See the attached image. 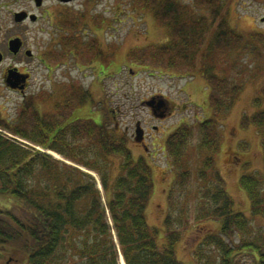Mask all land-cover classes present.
Segmentation results:
<instances>
[{
	"label": "trees",
	"instance_id": "16d2710c",
	"mask_svg": "<svg viewBox=\"0 0 264 264\" xmlns=\"http://www.w3.org/2000/svg\"><path fill=\"white\" fill-rule=\"evenodd\" d=\"M142 2L167 28L169 36L157 46L130 51L131 62H165L170 70L197 71L210 88L211 115L197 123L196 149L202 152L203 161L198 176L210 181L212 187L204 190L205 197L194 202V207L186 199L174 208L168 197L170 212L163 221L165 240L159 244V228L150 226L146 216L154 190L151 165L142 156L133 155L125 132L108 126L112 111L104 108L105 99H94L90 89L68 86L65 98L54 103L52 112L40 110L30 95L16 117H0V127L96 171L106 203L102 205V193L93 175L33 147H24L13 140L14 136L0 132V195L12 200L9 207H0V264L8 257L13 258L11 264H118L113 231L126 264H184L177 258L175 246L190 227L191 215L195 223H217L193 250L196 264H264V177L252 172L239 178L250 201L249 217L234 208L224 178L214 166V155L220 147L218 119L229 112L243 88L242 83L216 69L228 51L244 42L243 36L229 25L219 0H193V6L179 0ZM197 10H208L211 20L195 16ZM61 21L63 28L73 30L78 26L73 19ZM208 32H212V38L204 44ZM252 35L264 46L261 33ZM61 37L65 51L68 46L71 50L80 46L75 34L63 33ZM251 44L246 42L243 49L249 48L260 57L257 47ZM82 48L88 61L97 60L94 66L101 81L109 73L103 69L109 55L97 40ZM47 56L57 61L63 52L50 49ZM47 97L51 93L42 95L40 102L47 105ZM88 102L100 105L101 123L72 117H76L75 109ZM250 123L259 132L264 153V109L243 114L242 126ZM194 135V127L182 123L167 136L165 146L178 171L173 190L190 179L188 168L180 170L187 167L186 147ZM83 137L85 145L80 143ZM111 156L123 157L118 171L114 172ZM185 191L182 188L180 195ZM255 219L259 221L256 225L252 222ZM73 236L78 239L72 244Z\"/></svg>",
	"mask_w": 264,
	"mask_h": 264
},
{
	"label": "rangeland",
	"instance_id": "374dc122",
	"mask_svg": "<svg viewBox=\"0 0 264 264\" xmlns=\"http://www.w3.org/2000/svg\"><path fill=\"white\" fill-rule=\"evenodd\" d=\"M6 1L10 2V5L4 8L3 4ZM142 1L74 0L64 4L58 0H43L42 8L37 10L33 0H0V50L6 53L8 37L21 32L25 47L31 52L30 57L23 54L13 57L7 53L5 62L1 66L4 67L18 60L22 61L21 67L26 68L31 74L29 87L26 89L27 99L30 95L33 96L42 111L53 112L54 103L65 98L68 86L90 89L94 99H105V109L116 110L115 117L114 112L109 113L108 126L116 127L117 123L118 131L126 133L127 145L133 155L142 156L151 165L154 190L146 208V216L150 226L159 228L157 240L159 244H162L165 240L163 221L170 212L168 197H171L174 208L183 205L186 199L189 206L194 207V202L205 197L204 190L212 187L210 181L198 176L203 161L202 152L196 149L199 143L196 134L197 123L211 115L210 88L197 71L190 73L170 70L165 66V62L144 65L131 62L132 60L128 58L130 51L157 46L165 42L169 36L167 28L156 21L153 11ZM179 1L193 6V0ZM219 1L229 25L243 36L244 42L239 47L228 51L219 60L216 70L235 82L242 83L243 88L240 98L229 112L218 119L221 123V126L219 125L220 147L214 155V166L224 178V186L233 200L234 208L251 217L250 201L247 193L240 186L239 178L242 174L252 172L264 177V153L257 128L252 123L242 126L241 117L243 114L251 115L257 110L264 109V46L263 42L251 37L254 33H261L264 37V21L261 20L264 16V0ZM20 7L26 11L33 10L40 18L35 23L26 22L23 28L17 27L12 18L7 22L8 11ZM50 15L52 17H49ZM194 15H204L211 20L208 10H197ZM63 19L65 21L73 19L77 21L78 26L73 30L63 28L61 23ZM63 33H68V36L75 34L80 46L72 50L68 46V50L65 51V47L63 49L60 43ZM211 38L212 32H208L204 44H207ZM95 40L101 44L106 55H109L105 59L106 66L103 67L104 71L109 70V73L101 81L95 74L97 71L94 62L97 60H93V63L88 61V54L84 53L82 48ZM246 42L252 43L251 47H257L260 57L249 48L243 49ZM50 49L55 53L63 52L61 59L57 61L49 59L47 52ZM1 66L0 117L14 118L20 110L22 98L19 93L7 88L3 81ZM48 93H51V97L46 98L48 104L45 105L39 99ZM155 95L165 96L172 105V113L161 121L153 118L148 107L142 104L144 100ZM255 98H259V102H255ZM80 108L73 111L76 115V117L72 116L73 118H89L96 123L102 122L100 105L92 106L88 102ZM77 112L84 117L78 116ZM137 121H140L141 125L146 124L147 127L150 126L149 124H155L160 128L159 131H155L156 129L151 130L149 127L151 137L156 138V140H150L148 137L146 145L149 152L143 150V147L138 146L134 141ZM183 122L191 124L195 134L186 147L187 167L184 166L182 167L184 169L180 170L188 168L190 179L182 187L177 186L173 190L178 171L172 163L165 144L168 134ZM0 131L7 132L1 127ZM154 133L157 137L152 136ZM13 138L24 147H33L35 151L47 153L56 159L79 166L93 175L96 186L102 191L100 177L96 171L66 159L59 152L45 148L39 143H33L22 137ZM85 139L83 137L80 140L82 145H85ZM110 158L114 162L112 164L114 172L118 171L123 157L111 156ZM182 188L186 191L180 195ZM101 202L102 205L106 203L104 193L101 194ZM11 203L12 200L0 195L1 208L9 207ZM189 221L190 227L182 233L180 241L175 246L176 256L184 264H196L193 250L204 234L215 228L217 223L212 220H201L195 223L192 215ZM252 222L256 225L259 221L255 219ZM76 234L73 235L76 236ZM74 236L70 238L72 244L77 238ZM112 238L117 252V263L126 264L114 231ZM4 264H6L5 259Z\"/></svg>",
	"mask_w": 264,
	"mask_h": 264
},
{
	"label": "flooded vegetation",
	"instance_id": "af4514ba",
	"mask_svg": "<svg viewBox=\"0 0 264 264\" xmlns=\"http://www.w3.org/2000/svg\"><path fill=\"white\" fill-rule=\"evenodd\" d=\"M74 1V0H73ZM60 2V1H59ZM72 2V1H71ZM60 3H64V4H68L69 2H60ZM10 5V2H8V1H6V2H4V4H3V7L5 8V7H7V6H9ZM42 8V4L41 5H39V6H36L35 5V9H37V10H39V9H41ZM17 11H26V10H24L22 7H20V8H17V9H15V8H12L11 10H9L8 11V20H7V22H9V20H11V18H12V21L16 24V26L17 27H24V25H25V23L26 22H32V23H35V22H37V20L40 18L39 17V15H37L36 14V18L35 19H32V18H30L31 16V14H35L34 12H33V10H27L26 12L28 13V15L26 16V17H23V19H21L20 21H16V19H15V13L17 12ZM49 17H52V15H50ZM13 38H18L19 40H20V45H19V47H18V49L16 50V52H14L11 48H10V40L11 39H13ZM29 50L25 47V41H24V39H23V36H22V33L20 32V33H17V34H12V35H10L9 37H8V39H7V42H6V53L4 52V51H2V50H0V53L2 54V60L0 61V66H1V64H3L4 62H5V59H6V54L7 53H9V54H11L13 57H16V56H18V55H25V56H28V57H30L31 56V54H27V52H28ZM21 62L22 61H14L13 63H9V64H6L4 67H2L1 66V68H2V73H3V81L5 80V77L7 76V74L10 72V70L11 71H18V72H20V73H22V74H28V77H27V79H26V81H25V86H24V90L23 91H21V90H19L18 88H16V89H10L11 91H13V92H17V93H19L20 95H21V98H22V104L24 103V101L27 99V97H28V93H26V89L29 87V82H30V77H31V74L27 71V69L26 68H23V67H21ZM5 82V81H4ZM20 84V83H19ZM8 88V87H7ZM113 111V110H112ZM116 110H114V112H115ZM150 111V110H149ZM150 113L154 116H159V117H157L156 119H158L159 121H161V119H163V118H165V117H167V115L168 114H171L172 113V105H171V103L170 102H167V104L165 105V106H163V107H161V108H158L157 107V105L155 104V107H154V110H152V111H150ZM117 114H115L114 115V117L116 116ZM165 115V116H164ZM163 116V117H162ZM150 126H148L147 127V125L146 124H143L142 125V128H143V139L141 140V141H137V144H138V146H141V147H143V150H148V147H147V145H146V143H147V140H148V137H150V140H153V139H155L156 140V138H152L151 137V134H150V128H151V130L152 129H156L155 131H159L160 130V128L158 127V125H155V124H149ZM150 127V128H149ZM117 128H118V126H117ZM149 128V129H148ZM153 137H157L156 136V134L154 133V135H152ZM136 142V141H135ZM155 143H156V141H154ZM136 144V145H137ZM148 152H149V150H148ZM150 155H151V153H149ZM10 264L13 262V258L12 257H10V259H9V261H8Z\"/></svg>",
	"mask_w": 264,
	"mask_h": 264
},
{
	"label": "water",
	"instance_id": "95a60500",
	"mask_svg": "<svg viewBox=\"0 0 264 264\" xmlns=\"http://www.w3.org/2000/svg\"><path fill=\"white\" fill-rule=\"evenodd\" d=\"M35 4L37 6L41 5L42 0H34ZM62 2H69L71 0H59ZM32 19H35V15L32 14L30 15ZM23 17H26V12H17L15 14V19L16 21H20L21 19H23ZM262 21H264V16L261 18ZM20 45V40L18 38L12 39L10 40V48L16 52V50L18 49ZM2 59V55L0 53V61ZM27 75L25 74H21L18 72H14V71H10L6 77V84L11 87V88H17V86L19 85V83L22 82L21 85H19L20 89H23L24 87V82L26 80ZM143 104H145L146 106H149L152 110H154L155 104L157 105L158 108H161L163 106L166 105V101L162 96H152L150 99L145 100L142 102ZM142 128L140 127L139 122H137L136 124V129H135V140L136 141H140L143 137H142ZM8 263V261H7Z\"/></svg>",
	"mask_w": 264,
	"mask_h": 264
},
{
	"label": "bare ground",
	"instance_id": "6f19581e",
	"mask_svg": "<svg viewBox=\"0 0 264 264\" xmlns=\"http://www.w3.org/2000/svg\"><path fill=\"white\" fill-rule=\"evenodd\" d=\"M55 155H57L56 153H54Z\"/></svg>",
	"mask_w": 264,
	"mask_h": 264
}]
</instances>
